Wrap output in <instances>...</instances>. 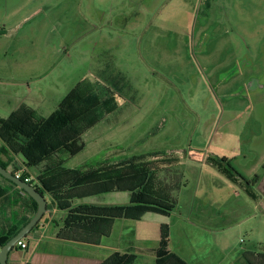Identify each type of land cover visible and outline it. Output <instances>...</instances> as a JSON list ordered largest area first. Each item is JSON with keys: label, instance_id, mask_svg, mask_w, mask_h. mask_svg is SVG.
Instances as JSON below:
<instances>
[{"label": "rangeland", "instance_id": "1", "mask_svg": "<svg viewBox=\"0 0 264 264\" xmlns=\"http://www.w3.org/2000/svg\"><path fill=\"white\" fill-rule=\"evenodd\" d=\"M0 77L5 120L15 111L48 117L83 81L84 90L92 80L107 85L122 108L82 135L85 147L66 166L154 151L194 159V172L177 169L192 196L190 212L182 204L178 213L191 218L170 224L168 238L183 235L187 259L202 264L222 250L227 262L249 264L243 249L264 251V196L255 208L206 161L226 156L246 178L258 174L254 188L264 195V0H0ZM2 191V211L15 210L5 220L16 221L28 205L21 193ZM140 225L153 251L162 228L158 237L153 225ZM164 250L151 264H179Z\"/></svg>", "mask_w": 264, "mask_h": 264}, {"label": "crops", "instance_id": "2", "mask_svg": "<svg viewBox=\"0 0 264 264\" xmlns=\"http://www.w3.org/2000/svg\"><path fill=\"white\" fill-rule=\"evenodd\" d=\"M3 80L4 78L0 77V81ZM8 97L9 101H11L10 96ZM15 106L14 104L13 107ZM112 114H114V111L108 113L105 117L107 118ZM173 153L175 154V152L167 153L154 151L134 155L135 157H141V159L138 160L137 165H132V167L130 164L131 157L118 159L114 161L117 164H121L119 167L121 177L117 179V181L115 178H107L108 176L103 180H98L97 177H94L91 178L89 182H83L81 184H76V182L73 186H70L71 183H68L70 180L66 177L65 173H57L58 183H55V185L61 186L57 192L63 196V201H69L70 206L65 208L59 206L57 200L50 192H44L48 201V210L43 215L35 231L26 236L27 238L25 237L28 242V247L22 249L16 246V248L10 252L8 259L9 264H101L115 253L121 256L126 255L129 258L130 256H135L131 263L126 264H151V259H157L155 256L160 246L154 248L153 251L151 248H148L147 245L149 244V240L144 232H139V227H137V225H153L155 232L157 230L158 237H160V227H162L163 224H168L169 226L170 224H177L179 221L188 222L191 218V216L187 217L178 213V209L182 204H184L186 210L190 212V208H192V196L191 192L185 193L187 188L185 176L177 172V169L182 166L184 168H192L194 172L197 161L194 159L190 161L187 157L182 158L178 155L174 156ZM163 155L166 157L163 158ZM101 162L110 163L108 159L101 160ZM64 165L67 168L82 167H68L66 166V162ZM44 167L45 166L42 165V168ZM32 168L23 167L20 171L24 173L25 176L31 175L34 179V183L38 184L40 169L38 167ZM32 170L34 173H32ZM92 173H95V171H92ZM110 176H112V174ZM3 189H6L8 193H21L22 201L28 205L24 207L23 211H18L20 216H18L16 221L7 222L5 220L6 217L7 219L8 217L10 218L11 213L15 210L7 206L5 211H2L1 204L4 198H1V193H3ZM133 192L136 194H138V192L143 193L144 198L147 200L172 204L173 207L169 211V214L157 212L153 214L150 213L142 219L107 217L103 221L92 220L97 223L89 225L87 229L83 227L81 224L82 222L77 221L67 224L66 218L69 211L80 204H130ZM256 192L258 198L253 200L256 203L255 208H259V206L261 207L263 205L260 203L264 195L261 196V193L258 191ZM23 195L25 194H23L17 186L0 176V237L6 235L10 229H21L24 223L26 221L28 222L33 216V204L26 195L25 197ZM262 210L264 212L263 207ZM3 216L5 218H3ZM212 216L215 217L213 214ZM252 217L253 214L250 213L247 214L245 218L249 219ZM4 223L6 225H4ZM212 225H216L218 229L222 230L225 224L224 222H212ZM130 227L132 229L131 232L129 229ZM126 228H128L127 231H125ZM189 233L193 232L189 231ZM185 235V237L188 236V229L185 230ZM240 240L243 241L242 238ZM186 241L183 235H177L174 240L169 239L164 250L166 253L163 257H172V255L176 253L185 261V264H202L199 259H192L190 261L187 259L188 245ZM217 250L220 253L218 247ZM242 251L243 252L239 254H242V258L246 259L249 264V259L256 263L253 259L257 257L261 258L259 264H264V256H261L263 251L248 248ZM211 264L234 263L227 262V253L222 250L218 259Z\"/></svg>", "mask_w": 264, "mask_h": 264}, {"label": "trees", "instance_id": "3", "mask_svg": "<svg viewBox=\"0 0 264 264\" xmlns=\"http://www.w3.org/2000/svg\"><path fill=\"white\" fill-rule=\"evenodd\" d=\"M92 82L95 87L93 86L86 90L82 88L83 84H85L84 81L83 84H78L60 101L57 108L48 117H41L36 111L30 110L26 116L20 117L19 112L15 111L7 120L0 118V136L4 140L3 145H0V164L15 173L21 170L23 165H19L14 160L13 154L21 155L24 158L23 164L40 169L39 183H34V181L30 183L43 193L46 191L50 192L57 200L59 206L63 208L69 207L70 203L67 200L63 201V196L57 192L61 188V186L55 185V183H58L57 173H65L70 180L68 182L69 184L71 183L70 186H73L76 182V184L89 182L94 177H97L98 180H103L108 176L107 178H115L116 181L121 177L119 169L121 164L115 162L86 164L79 168H67L64 165L68 157L78 154L85 147L82 135L100 122L108 113L115 111L121 106L122 96L119 93L113 92L107 85L98 86L97 80H92ZM139 159L141 157H131V167L132 165H137ZM206 161L211 163L228 179L239 183L252 199L256 200L258 198L254 188V185L259 181L258 174L252 179L246 178L233 166L230 159L226 156H207ZM42 165L45 167L42 168ZM92 171H95V173H92ZM111 174L112 176H110ZM0 176L17 186L29 198L35 212L37 201L12 180L1 174ZM21 178H25L24 173H22ZM172 207V204L150 201L144 198L143 193L138 192L136 194L133 192L130 204H80L69 211L66 220L67 224L78 221L82 222L84 226L92 223V220L103 221L107 217L142 219L150 213L169 214ZM41 220L32 229L31 233L39 226ZM26 223L27 221L24 224ZM161 228L162 238L158 251L162 248L165 249L169 240L168 224H163ZM19 230L20 228L12 229L6 235L1 236L0 246L2 247ZM261 256H264V251ZM131 259L132 257L129 259L126 255L121 256L115 253L101 264H126ZM176 260H178L177 263L179 264H185L180 258ZM249 261L250 264H256L251 260Z\"/></svg>", "mask_w": 264, "mask_h": 264}, {"label": "water", "instance_id": "4", "mask_svg": "<svg viewBox=\"0 0 264 264\" xmlns=\"http://www.w3.org/2000/svg\"><path fill=\"white\" fill-rule=\"evenodd\" d=\"M0 174L4 177L12 180L20 188L25 189L30 196H32L37 201V209L34 212L33 216L28 220L26 224L11 238L9 239L2 247L0 251V262L1 264H9V254L15 248L16 243L28 236L32 229L37 226L38 222L41 220L45 212L48 210V201L43 192H41L35 185L25 181L22 178H18L15 174L0 164Z\"/></svg>", "mask_w": 264, "mask_h": 264}, {"label": "built area", "instance_id": "5", "mask_svg": "<svg viewBox=\"0 0 264 264\" xmlns=\"http://www.w3.org/2000/svg\"><path fill=\"white\" fill-rule=\"evenodd\" d=\"M14 174L18 178H21V176H22V172L20 170L16 171ZM24 180L28 181V182L34 181V179L31 175L25 176ZM16 246H18L22 249H26L28 247V242L26 239L22 238L16 243ZM0 251H1V246H0ZM0 264H1V262H0Z\"/></svg>", "mask_w": 264, "mask_h": 264}]
</instances>
